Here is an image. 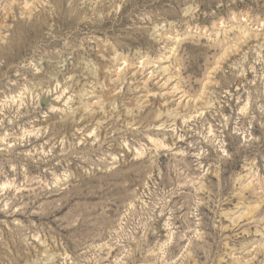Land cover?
Listing matches in <instances>:
<instances>
[{
    "label": "rangeland",
    "instance_id": "374dc122",
    "mask_svg": "<svg viewBox=\"0 0 264 264\" xmlns=\"http://www.w3.org/2000/svg\"><path fill=\"white\" fill-rule=\"evenodd\" d=\"M0 264H264V0H0Z\"/></svg>",
    "mask_w": 264,
    "mask_h": 264
}]
</instances>
